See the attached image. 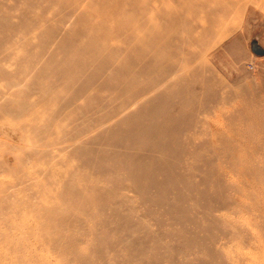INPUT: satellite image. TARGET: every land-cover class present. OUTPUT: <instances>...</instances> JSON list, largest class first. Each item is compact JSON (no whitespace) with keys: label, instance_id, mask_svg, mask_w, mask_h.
<instances>
[{"label":"rangeland","instance_id":"obj_1","mask_svg":"<svg viewBox=\"0 0 264 264\" xmlns=\"http://www.w3.org/2000/svg\"><path fill=\"white\" fill-rule=\"evenodd\" d=\"M0 264H264V0H0Z\"/></svg>","mask_w":264,"mask_h":264},{"label":"bare ground","instance_id":"obj_2","mask_svg":"<svg viewBox=\"0 0 264 264\" xmlns=\"http://www.w3.org/2000/svg\"><path fill=\"white\" fill-rule=\"evenodd\" d=\"M224 231V230H223ZM228 231V230H227ZM232 232V231H231ZM223 233V232H222ZM224 234V233H223ZM230 234H232V233H230ZM228 237V236H227Z\"/></svg>","mask_w":264,"mask_h":264}]
</instances>
